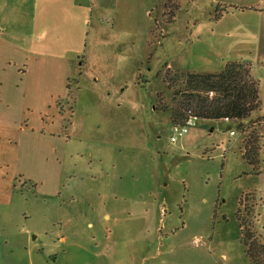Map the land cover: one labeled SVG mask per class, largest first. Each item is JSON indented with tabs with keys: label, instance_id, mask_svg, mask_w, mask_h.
I'll return each mask as SVG.
<instances>
[{
	"label": "rangeland",
	"instance_id": "rangeland-1",
	"mask_svg": "<svg viewBox=\"0 0 264 264\" xmlns=\"http://www.w3.org/2000/svg\"><path fill=\"white\" fill-rule=\"evenodd\" d=\"M259 1H92L65 136L0 157L2 170L37 185L0 206V264L10 254L22 264H252L245 235L264 247V67L252 29L218 17ZM228 62L248 63L258 81L260 108L245 123L259 126L242 134L234 121L195 119L171 142L163 108L180 82L166 74L217 73ZM253 130L254 168L235 142Z\"/></svg>",
	"mask_w": 264,
	"mask_h": 264
},
{
	"label": "crops",
	"instance_id": "crops-1",
	"mask_svg": "<svg viewBox=\"0 0 264 264\" xmlns=\"http://www.w3.org/2000/svg\"><path fill=\"white\" fill-rule=\"evenodd\" d=\"M92 1L0 0V157H22L31 138L49 148L54 140L63 139L72 111L65 105L59 113L55 102L84 64L77 56L82 47L78 43L83 39L86 43ZM249 5L242 2L225 10L218 20L237 15L246 30L252 29L256 63L264 67V0ZM240 135L238 144L243 141ZM16 178L24 185L17 187ZM27 185L34 190L37 186L20 171L0 168V206L8 207L16 189ZM52 194L60 195L56 189ZM22 255L10 254L9 263L22 264Z\"/></svg>",
	"mask_w": 264,
	"mask_h": 264
},
{
	"label": "trees",
	"instance_id": "trees-1",
	"mask_svg": "<svg viewBox=\"0 0 264 264\" xmlns=\"http://www.w3.org/2000/svg\"><path fill=\"white\" fill-rule=\"evenodd\" d=\"M164 80L171 85L180 82L179 87L173 91L172 106L169 109L163 108L164 111L168 110L172 126L183 125L188 117L207 121L228 119L237 123L239 131L245 132L252 125L259 126L261 122L256 120L251 125L245 123L261 104L258 81L251 75L250 66L245 62H228L217 73L185 72L175 73L172 77L167 73ZM75 82L76 79H69L65 95L56 99L59 113L72 100V86ZM209 92L213 93L212 97L208 95ZM247 134L248 137L242 143L241 155L254 168L258 150L257 136L253 135L254 130ZM244 244L252 264H259V255L264 257L263 245L257 243L252 233L245 235Z\"/></svg>",
	"mask_w": 264,
	"mask_h": 264
},
{
	"label": "built area",
	"instance_id": "built-area-1",
	"mask_svg": "<svg viewBox=\"0 0 264 264\" xmlns=\"http://www.w3.org/2000/svg\"><path fill=\"white\" fill-rule=\"evenodd\" d=\"M208 95L210 97H212L213 96V93L212 92H209ZM195 119L196 118L188 117L186 119V121L183 123V125H173L172 126V133H173V135L171 136L170 141L171 142H175L176 141V136H181V135L186 134L188 132V128L189 127H192L194 125V120ZM225 121H230V120L225 119ZM241 133L243 134L242 131H241ZM230 135L231 136H234V135H236V132L232 130V131H230ZM262 156H263V159H264V152H263V155ZM1 264H3V263H1Z\"/></svg>",
	"mask_w": 264,
	"mask_h": 264
}]
</instances>
